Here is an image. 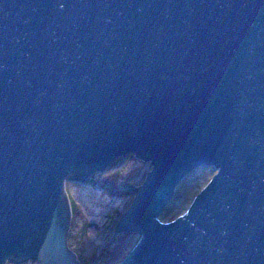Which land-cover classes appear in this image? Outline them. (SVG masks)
Listing matches in <instances>:
<instances>
[{"label": "water", "instance_id": "water-1", "mask_svg": "<svg viewBox=\"0 0 264 264\" xmlns=\"http://www.w3.org/2000/svg\"><path fill=\"white\" fill-rule=\"evenodd\" d=\"M129 153L117 264H264V0H0V264H78L64 180Z\"/></svg>", "mask_w": 264, "mask_h": 264}, {"label": "rangeland", "instance_id": "rangeland-1", "mask_svg": "<svg viewBox=\"0 0 264 264\" xmlns=\"http://www.w3.org/2000/svg\"><path fill=\"white\" fill-rule=\"evenodd\" d=\"M149 163L129 154L114 159L102 170L88 175L99 185L97 188L87 183H66L70 209L66 243L77 253L78 264H117L139 240L140 233L133 231H120L111 238L116 221L129 206L132 196L107 193L108 186L104 187V184H108L113 191L116 188L114 178H119L138 186L147 174H144L145 170L152 168ZM214 171L211 166L191 170L175 186V192L158 211V220L168 222L184 213L196 192L207 183ZM4 264L17 263L7 260ZM20 264H29V261Z\"/></svg>", "mask_w": 264, "mask_h": 264}, {"label": "bare ground", "instance_id": "bare-ground-1", "mask_svg": "<svg viewBox=\"0 0 264 264\" xmlns=\"http://www.w3.org/2000/svg\"><path fill=\"white\" fill-rule=\"evenodd\" d=\"M129 154H132V155H133V153H129ZM129 154H127V155H129ZM127 155H126V156H127ZM133 156H134L135 158H138V157H136L135 155H133ZM120 157H121V156H120ZM117 158H118V157H117ZM115 159H116V158H115ZM139 159H140V158H139ZM113 160H114V159H113ZM113 160H112V161H113ZM141 160H142V159H141ZM143 161H144V160H143ZM110 163H111V162H110ZM110 163H109V164H110ZM151 166H152V165H151ZM199 167H200V166H198V167H196V168H199ZM192 170H193V169H192ZM187 174H188V173H187ZM187 174H186V175H187ZM186 175H185V176H186ZM185 176L181 177L180 180H179V181L173 186V193L175 192V186H176V185H177V184H178L183 178H185ZM90 179H91L90 177H86L84 181L70 180V179H65V180H64V184H63V186H64V191H65V193H66V195H67L68 203H69V198H68L67 191L65 190L66 183H67V182H72V183H75V184H77V185H78V184L84 185V184L87 183V184H90L91 186L97 188L99 185H98L97 183H95L93 180H90ZM144 179H145V177H144ZM208 180H209V179H208ZM143 181H144V180H143ZM108 183H109V182H108ZM140 184H142V183H140ZM100 186H103V185H100ZM105 186H108V187H107V190H106L107 193H108V192H109V193L113 192L114 194H115V193H126L127 195H131V196H132V199H131L130 203L132 202V200H133V198H134V196H135V194H136V191H135V190H131V189L122 190V189H116V188H115V189H113V191H111L110 188H109V185H108V184L105 183V184H104V187H105ZM201 189H202V188H200V189L196 192V194H197ZM173 193H172V194H173ZM196 194H195V195H196ZM195 195H194V196H195ZM130 203H129V204H130ZM123 211H125V210H123ZM123 211H122V212H123ZM122 212H121V213H122ZM121 213H120V215H121ZM119 217H120V216H119ZM157 219H158V217H157ZM65 240H66V238H65ZM66 247H67L68 249H70V248L68 247L67 243H66ZM70 250H71V249H70ZM71 251H72V250H71ZM73 252H74V251H73ZM74 253H75V258H76L77 261H78L77 253H76V252H74ZM7 260H12L13 262H15L13 259H7ZM7 260H6V261H7ZM27 260H28V259H27ZM27 260H23V261H21V262H18L17 264H20V263L25 262V261H27ZM6 261H5V262H6ZM32 262H34V261H32ZM15 263H16V262H15ZM37 263H39V262L37 261Z\"/></svg>", "mask_w": 264, "mask_h": 264}]
</instances>
